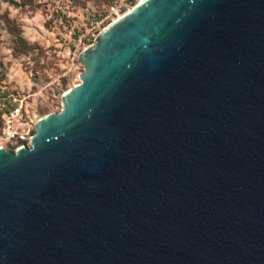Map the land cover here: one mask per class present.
<instances>
[{
	"label": "water",
	"instance_id": "1",
	"mask_svg": "<svg viewBox=\"0 0 264 264\" xmlns=\"http://www.w3.org/2000/svg\"><path fill=\"white\" fill-rule=\"evenodd\" d=\"M0 149V264H264V0H146Z\"/></svg>",
	"mask_w": 264,
	"mask_h": 264
},
{
	"label": "rangeland",
	"instance_id": "2",
	"mask_svg": "<svg viewBox=\"0 0 264 264\" xmlns=\"http://www.w3.org/2000/svg\"><path fill=\"white\" fill-rule=\"evenodd\" d=\"M117 1L0 0V131L1 108L12 93L30 96L27 121L63 110V96L81 83L80 56L108 27L97 23ZM140 2L133 0V7ZM5 147L17 151L16 145Z\"/></svg>",
	"mask_w": 264,
	"mask_h": 264
},
{
	"label": "built area",
	"instance_id": "3",
	"mask_svg": "<svg viewBox=\"0 0 264 264\" xmlns=\"http://www.w3.org/2000/svg\"><path fill=\"white\" fill-rule=\"evenodd\" d=\"M117 2L106 7L104 13L108 12V14L97 23L99 27H102L105 22L109 26V24H112V22L118 19L120 14H125L134 8L133 0H119ZM102 28L104 30L107 27L104 26ZM29 98L30 96L17 93H12L5 98L7 102L1 108L3 111V128L0 131V149H5L6 144L16 145L17 150L32 146V140L36 134L37 122L34 120H25V109Z\"/></svg>",
	"mask_w": 264,
	"mask_h": 264
},
{
	"label": "bare ground",
	"instance_id": "4",
	"mask_svg": "<svg viewBox=\"0 0 264 264\" xmlns=\"http://www.w3.org/2000/svg\"><path fill=\"white\" fill-rule=\"evenodd\" d=\"M142 1H143V0H141V2H142ZM145 1H146V0H145ZM131 10H133V8L130 9V11H131ZM130 11L126 12L125 14H120V16H119L118 18H119V19L122 18L123 16H125L126 14H128ZM115 21H116V20H115ZM115 21H114V22H115Z\"/></svg>",
	"mask_w": 264,
	"mask_h": 264
}]
</instances>
